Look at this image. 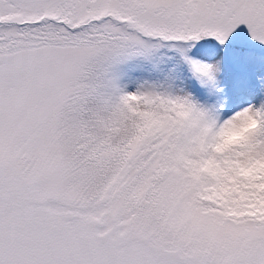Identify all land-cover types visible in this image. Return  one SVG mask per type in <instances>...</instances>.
<instances>
[{"label": "rangeland", "instance_id": "rangeland-1", "mask_svg": "<svg viewBox=\"0 0 264 264\" xmlns=\"http://www.w3.org/2000/svg\"><path fill=\"white\" fill-rule=\"evenodd\" d=\"M235 44L264 55V0H0V264H264V218L221 209L229 166L207 185L168 162L177 110L120 129L168 64L169 107L221 110L264 187V61Z\"/></svg>", "mask_w": 264, "mask_h": 264}, {"label": "trees", "instance_id": "trees-1", "mask_svg": "<svg viewBox=\"0 0 264 264\" xmlns=\"http://www.w3.org/2000/svg\"><path fill=\"white\" fill-rule=\"evenodd\" d=\"M200 39L203 38L202 34L198 35ZM215 38L213 35L209 38ZM204 40V38L202 39ZM239 48L240 52L248 54L250 62L253 64V60L256 62L264 61V55L259 54V49L255 47H247L245 45L235 44ZM254 58V59H253ZM169 64L173 66V62L169 61ZM169 65H159V69L155 74L157 77L158 86L156 89V96L158 97L151 103L145 102L141 97L137 99L134 97L132 102L133 116L127 122L126 127H120L122 131L135 130L136 123L138 122V117L141 114H151L157 113L155 111L159 106L166 108L162 110L166 111H176L177 114L181 115V118L177 119V126L171 129V133L168 136L166 143V152L168 157L167 160L170 164L172 160L177 161L178 164H183L188 166L189 172H193L194 169L199 170L201 178L205 179V183L210 185L224 172L225 167L228 165L230 168V173L233 178V188L240 191V199H235V196L230 193L224 202L222 203L221 209L226 212L232 211L233 218L241 216L255 215L256 217L261 216L264 218V206L260 208H254L252 198L257 194L260 197L264 195V187H260L263 180L258 179L259 173L251 167H245L238 169L235 166V154L238 152L240 146L237 143L230 142L225 143L222 140L223 130H222V111L220 113L213 115L210 113L209 108H204L200 103H179L173 105L172 108L169 107L168 94L170 92L171 86L176 82V70L172 72L167 71ZM260 67L262 65L260 64ZM183 72V70H181ZM180 72V73H181ZM234 72H237L243 79H248V73L245 68H233L229 64L227 65L226 73L229 77V82L235 84ZM177 71V83L181 82L182 75ZM180 75V76H179ZM201 78V80H200ZM193 79L196 82L198 88L205 86H216L217 84H207L203 81L202 77L194 74ZM264 80V77H263ZM224 84V83H223ZM162 96V98H160ZM159 100L161 102H159ZM166 104L168 107L163 106ZM218 112V111H217ZM211 146L206 153L207 160L201 165L196 166V160L199 159V152H204L207 146ZM171 160V161H170ZM247 170V171H246ZM241 172V176L236 177V173ZM263 193V194H262ZM255 209V213L253 212ZM260 212L262 214H260ZM260 214V215H259Z\"/></svg>", "mask_w": 264, "mask_h": 264}, {"label": "bare ground", "instance_id": "bare-ground-1", "mask_svg": "<svg viewBox=\"0 0 264 264\" xmlns=\"http://www.w3.org/2000/svg\"><path fill=\"white\" fill-rule=\"evenodd\" d=\"M218 60H219V59H218V56H216V57L214 58V60L212 61V62L214 63V65H216V66L218 65V63H219ZM219 71H220V69H219ZM220 72H222V71H220ZM220 72H218V73L221 74Z\"/></svg>", "mask_w": 264, "mask_h": 264}]
</instances>
